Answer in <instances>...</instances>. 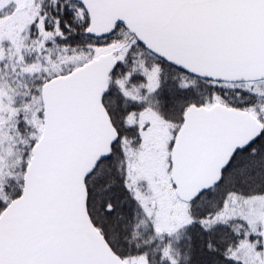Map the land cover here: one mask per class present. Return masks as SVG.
I'll list each match as a JSON object with an SVG mask.
<instances>
[{"label": "snow or ice", "instance_id": "obj_1", "mask_svg": "<svg viewBox=\"0 0 264 264\" xmlns=\"http://www.w3.org/2000/svg\"><path fill=\"white\" fill-rule=\"evenodd\" d=\"M0 264H264V0H0Z\"/></svg>", "mask_w": 264, "mask_h": 264}]
</instances>
